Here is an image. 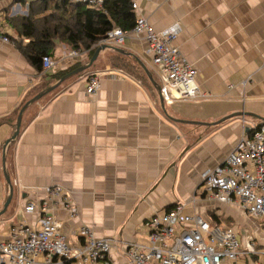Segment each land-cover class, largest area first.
Returning a JSON list of instances; mask_svg holds the SVG:
<instances>
[{"label": "crops", "instance_id": "1", "mask_svg": "<svg viewBox=\"0 0 264 264\" xmlns=\"http://www.w3.org/2000/svg\"><path fill=\"white\" fill-rule=\"evenodd\" d=\"M13 2L0 1V35L11 40H0V211L9 193L4 146L16 130L20 110L59 80V74L91 59L88 52L70 58L72 49L55 40L56 66L50 74L39 73L6 22L27 17L29 4ZM133 3L153 32L180 27L175 44L197 71L202 90L213 98L166 104L142 37H128L120 52L104 50L89 71L66 81L24 114L20 135L7 151L14 197L0 216V239H8L14 225L35 223L37 217L24 213V207L55 185L72 196L76 210L73 216L61 199L54 214L68 246L83 244L81 227L91 229L96 238L113 240L101 264H130L124 257L126 246L145 243L151 218L180 203L191 214L232 218L241 239L258 232V218L206 197L203 174L221 166L244 134L264 124V0ZM90 73L100 77L94 95L86 92ZM237 113L243 115L223 121Z\"/></svg>", "mask_w": 264, "mask_h": 264}, {"label": "built area", "instance_id": "2", "mask_svg": "<svg viewBox=\"0 0 264 264\" xmlns=\"http://www.w3.org/2000/svg\"><path fill=\"white\" fill-rule=\"evenodd\" d=\"M75 1L92 9L102 8L105 2ZM133 9L138 10L134 3ZM180 30L174 25L155 33L145 17L137 16L132 30L116 28L99 45L122 48L128 37H142L148 44L146 53L160 78V95L166 104L211 100L213 96L204 92L197 81V71L175 44ZM0 40L11 42L4 35H0ZM83 53L71 50L68 55L75 59ZM55 66L51 57L43 58L44 74H50ZM86 77V92L94 95L99 90L100 77L97 73ZM249 80L242 82L244 87ZM203 187L209 200L235 206L261 219L264 232V124L244 134L221 166L203 174ZM61 199L64 209L74 216L72 196L59 185L46 187L42 199L26 204L23 211L35 215L37 221L33 226L26 222L14 225L10 237L0 239V264H101L107 260L113 240L96 238L87 227L79 230L83 244L76 248L68 246L63 224L54 216ZM147 227L149 236L145 243L126 246L124 257L130 264H264L261 235L243 240L233 228L213 227L200 215L188 213L182 203L156 213Z\"/></svg>", "mask_w": 264, "mask_h": 264}, {"label": "trees", "instance_id": "3", "mask_svg": "<svg viewBox=\"0 0 264 264\" xmlns=\"http://www.w3.org/2000/svg\"><path fill=\"white\" fill-rule=\"evenodd\" d=\"M17 3L22 7L29 4V15L7 18L6 22L22 41L17 43L20 50L39 73H43V58H53L55 40L72 50L88 52L92 57L111 31L116 28L130 31L137 20L133 0H105L102 8L95 9L75 0H14L12 6ZM24 40L28 42L25 44ZM213 218L218 220L216 216Z\"/></svg>", "mask_w": 264, "mask_h": 264}, {"label": "water", "instance_id": "4", "mask_svg": "<svg viewBox=\"0 0 264 264\" xmlns=\"http://www.w3.org/2000/svg\"><path fill=\"white\" fill-rule=\"evenodd\" d=\"M106 49H112V50L120 52V49H118L116 47H111V46H108V45L99 46L97 48V50L95 51L94 55L89 60V62H87L86 64L82 65L81 67L75 69L74 71L66 74L65 76L61 77L54 84H52L51 86H49L45 90L41 91L40 93H38L31 100L27 101L24 104V106L22 107V109L20 110L18 118H17V122H16V130H15L13 136L6 142V144L4 146L3 169H4V176H5V180H6L8 189H9V193H8V197H7V200L5 202V205H4V209L2 211H0V216L4 215L7 212L9 206L11 205L13 197H14V185H13V182L11 180L8 168H7V151H8V147L13 142H15L17 140V138L19 137V135H20L21 126H22V120H23L24 114L26 113V111L32 105H34L35 103L39 102L42 98L50 95L52 92L56 91L66 81H68V80H70L72 78H75V77H77V76H79L81 74H84L85 72L89 71L92 68V66L94 65V63L98 60L100 54ZM141 65L146 70L150 80L153 82V77H152L151 73L149 72V70L145 66H143V64H141ZM157 90H158V92H160V86L157 87ZM241 115H243V113L233 114L232 116L226 117L223 121H226L227 119H230L232 117L241 116ZM178 122L184 123V124H196V125L203 124V123H199V122L183 121V120H178Z\"/></svg>", "mask_w": 264, "mask_h": 264}, {"label": "rangeland", "instance_id": "5", "mask_svg": "<svg viewBox=\"0 0 264 264\" xmlns=\"http://www.w3.org/2000/svg\"><path fill=\"white\" fill-rule=\"evenodd\" d=\"M54 92H52V94H53ZM51 94V95H52ZM36 201H38L37 199L36 200H33V202H36ZM25 213V212H24ZM27 214V213H26ZM198 215H200V214H198ZM35 216V215H34ZM205 221H207V222H209L213 227L215 226V225H217L218 227H220V228H226V227H228V228H233L237 233H238V231H237V225H236V223H235V221L232 219V218H227L226 216H224V215H222L221 217H219L218 218V220H215L212 216H208V215H206V216H202V215H200ZM36 217V216H35ZM29 225H31V226H33L35 223H28ZM258 224H259V229H258V232H256V231H250L249 232V236H251V237H253V238H259V235H258V233H259V231H260V233H261V236H262V238H264V232H262V227H263V222H262V220L260 219L259 221H258ZM177 233H180V232H177ZM244 240V239H243ZM263 243V245H264V241L262 242Z\"/></svg>", "mask_w": 264, "mask_h": 264}]
</instances>
